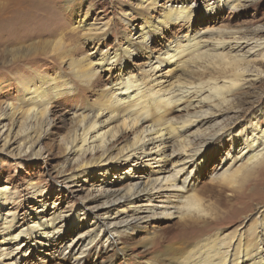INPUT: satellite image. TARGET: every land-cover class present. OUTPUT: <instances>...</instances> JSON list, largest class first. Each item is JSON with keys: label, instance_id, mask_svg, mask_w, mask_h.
<instances>
[{"label": "bare ground", "instance_id": "1", "mask_svg": "<svg viewBox=\"0 0 264 264\" xmlns=\"http://www.w3.org/2000/svg\"><path fill=\"white\" fill-rule=\"evenodd\" d=\"M19 1L0 0V26L2 20L17 16L18 8L9 3ZM239 2L214 0L198 9L185 0H139L133 14L140 25L131 24L125 13L122 21L132 27L133 34L123 35V44L112 51L97 50L74 57L72 49L64 50L62 43L56 47L58 58L68 67L70 78L63 75L61 83L66 89L58 86L57 78L48 76L20 82V104L8 103L6 108L13 119L38 121L48 117L56 96L73 90L75 81L89 88L99 84L101 70L121 71L118 79L101 88L96 106L87 104L82 112L77 108L70 113L73 126L64 141L65 155L76 157L80 164L75 173L64 178L65 182L77 187V180L94 177L89 176L91 173L101 177V183L91 185L81 199L85 211L76 207L71 215L65 214L56 204L49 210L46 200L39 198L44 196L43 189L32 181L28 200L36 201L38 207L24 210L21 218L14 207L7 206L12 204L14 193L7 186L1 187L0 264H30L32 256L41 258V264L45 259L61 264L91 260L94 264L103 254L100 264H111L116 259L115 250H122L126 261L130 256L128 237L151 219H179V229L190 240L178 253L172 251L174 245H169L161 255L166 263L149 264H264V214L258 216L253 227L249 222L250 227L245 228L244 222L232 231L211 232L234 216L237 204L243 213L254 201L264 198V177L258 176L264 168V113L252 114L236 128L227 125L231 119L225 115L234 92L249 81L251 59L264 60V41L246 39L241 32L227 28L206 27L202 31L188 30L164 43L163 49L150 48V42L169 26L189 23L197 11L210 16L224 7L235 9ZM93 26L87 27L84 42L105 35V25ZM91 30L94 33H89ZM139 52L145 57L143 66L135 73L125 71L127 60ZM1 56V65H8L5 55ZM178 70L186 80L172 78ZM13 127V121L2 125V147L11 146ZM21 133L29 136L28 130ZM216 152L220 153L219 162L211 185L201 188L208 194L205 204L197 194L199 190L192 189ZM85 156L90 158L84 160ZM112 171L116 180L105 181ZM228 179L241 182L236 190L231 189V198L223 197ZM90 213L93 219L87 229L69 237V242L62 238L66 226L76 230ZM196 214L198 219L206 218L201 222L188 220Z\"/></svg>", "mask_w": 264, "mask_h": 264}, {"label": "rangeland", "instance_id": "2", "mask_svg": "<svg viewBox=\"0 0 264 264\" xmlns=\"http://www.w3.org/2000/svg\"><path fill=\"white\" fill-rule=\"evenodd\" d=\"M138 1L20 0L17 3H9V6H16L19 11L14 19L6 20L7 22L2 20V26H0V56L4 54L7 63L9 62L5 66H2L0 62V115L4 116H2L3 120H0L2 121L0 129L3 124L10 125L12 121L14 127L10 136L11 146L2 147L3 143L0 140V188L7 186L14 193L12 194L14 195L12 204L7 206L14 207L18 217H23L24 210L38 207L36 201L28 200L31 195L28 186L32 181L43 189L44 196L39 198L46 200L49 210L53 204L59 207V211L70 215L76 207L83 209L81 199L83 200L89 193L91 185L98 186L101 183V177L91 173L89 176L94 175V177L87 178L86 181L78 179L77 187H71L65 182L64 178L69 173H75L80 164V160L77 161L76 157L68 158L65 155L64 141L68 138L73 126L70 113L77 108L79 112H82L87 104L92 107L96 106L95 100L98 98L101 88L107 87L118 79L121 71L117 68L109 71L101 70L98 74L99 84L93 83L89 88L75 81L71 92H65L55 97L52 111L43 120L22 119L24 123L22 124L21 120L18 121L10 116L6 105L8 103H13L16 106L20 104L19 101L23 98L20 82L24 84L28 83V80L31 82L38 77L48 76L49 79L57 78L58 86H60L63 75L70 78L67 65L61 63V58H58L59 50L56 47L61 43L62 48L63 45L65 46L64 50L72 49L71 53L73 51L74 57L81 54L86 55L88 52L93 54L97 50V53L103 50L112 51L123 44V35L133 34L132 27L122 21L123 15L126 13L125 18H130L131 24L135 27L141 23L139 18L133 14ZM185 1L188 5L199 6L198 9H200L214 0ZM199 12L197 11L189 23L178 22L169 26L160 36L150 42V48L153 50L163 49L164 43L173 41L188 30L189 32L202 31L206 27H213L215 30L227 28L241 32V37L246 39L264 41V0H240L235 9L224 7L210 16H202L203 14L200 15ZM210 19L213 21L210 22ZM91 24L92 28L93 25H100V27L105 25L106 33L104 36L98 34L99 39L96 38L92 42H84L85 32ZM94 31L91 30L89 33H94ZM13 59L17 61L10 62ZM251 60L248 66L251 72L248 76L250 77L249 81L234 92L231 107L225 114L231 119L227 124L229 127L236 128L241 121L246 120L252 114L264 113V60L260 57H254ZM144 62V55L140 52L136 53L127 60L124 65L125 71L135 73L139 67L143 66ZM166 67L163 66V68ZM178 77L179 80L187 79L180 70L175 71L172 76L174 80ZM64 86L61 84V89H66ZM68 111L70 112L68 113ZM23 129L29 131L30 137L21 133ZM227 149L228 146L224 147L225 151ZM218 153L211 154L203 173L199 176L198 185L192 189V192L199 190L197 194L205 204H207L206 195L208 194L202 192L201 188L211 185V179L216 172V163L219 162L218 155L220 153ZM89 158L90 156H85L84 160ZM127 166V164L124 165L119 171ZM113 175L112 171L110 177L104 178L105 181L114 179ZM258 176L264 177V168L259 171ZM227 182L230 188L227 187L228 189L223 191V197L228 195V198H231L229 196L232 192L231 189L236 190L241 186V182L235 183L236 181L229 179ZM216 186L217 184H214L213 188ZM76 189L77 191H75ZM253 203L252 206L250 205V210L243 213L239 210L241 205L237 204L234 207V216L231 219L225 218L224 223L214 227L211 232L216 230L232 231L239 225H244V222L245 228L250 227L251 224L253 227L258 216L264 214V198L260 202L254 201ZM83 210L85 211V209ZM197 217V214L191 215L188 220L201 222L200 220L206 218L199 216L201 219H198ZM92 219L93 214H88L87 219L76 230L66 226L61 234L62 238L64 240L66 238V241L69 242V239L75 237L79 231L87 229ZM249 222L250 225H247ZM178 226L179 219H151L148 225L135 229L128 237L129 259L125 261L122 250H115L116 259L111 264H147L151 261L166 263V259H162L161 255L166 252L169 245H174L172 251L178 253L189 244V235L181 231ZM104 255L97 258L94 264H100ZM30 258V264H41L39 262L41 258L36 259L33 256ZM56 261L50 262L45 259L43 264H61ZM91 262L90 260L85 264Z\"/></svg>", "mask_w": 264, "mask_h": 264}]
</instances>
